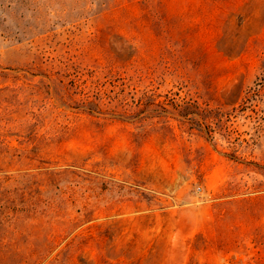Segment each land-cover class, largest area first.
<instances>
[{
  "label": "rangeland",
  "instance_id": "1",
  "mask_svg": "<svg viewBox=\"0 0 264 264\" xmlns=\"http://www.w3.org/2000/svg\"><path fill=\"white\" fill-rule=\"evenodd\" d=\"M264 264V0H0V264Z\"/></svg>",
  "mask_w": 264,
  "mask_h": 264
},
{
  "label": "trees",
  "instance_id": "2",
  "mask_svg": "<svg viewBox=\"0 0 264 264\" xmlns=\"http://www.w3.org/2000/svg\"><path fill=\"white\" fill-rule=\"evenodd\" d=\"M93 264H101V263H93ZM105 264V263H104Z\"/></svg>",
  "mask_w": 264,
  "mask_h": 264
}]
</instances>
